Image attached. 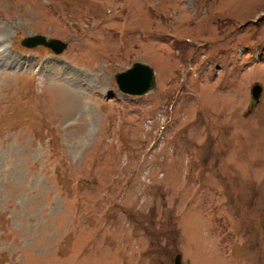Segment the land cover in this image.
<instances>
[{
  "label": "rangeland",
  "instance_id": "374dc122",
  "mask_svg": "<svg viewBox=\"0 0 264 264\" xmlns=\"http://www.w3.org/2000/svg\"><path fill=\"white\" fill-rule=\"evenodd\" d=\"M256 82L264 0H0V264H264Z\"/></svg>",
  "mask_w": 264,
  "mask_h": 264
},
{
  "label": "water",
  "instance_id": "95a60500",
  "mask_svg": "<svg viewBox=\"0 0 264 264\" xmlns=\"http://www.w3.org/2000/svg\"><path fill=\"white\" fill-rule=\"evenodd\" d=\"M45 44L55 48L58 52H61L65 47V44L59 40L47 39L44 36H37L29 38L24 41V44L28 46H36L37 44ZM118 82L123 91L142 95L155 87V72L147 64L138 62L131 68L117 75ZM263 93V87L260 84H255L252 88V101L249 109L251 113L260 103ZM177 264H181V256L177 257Z\"/></svg>",
  "mask_w": 264,
  "mask_h": 264
}]
</instances>
